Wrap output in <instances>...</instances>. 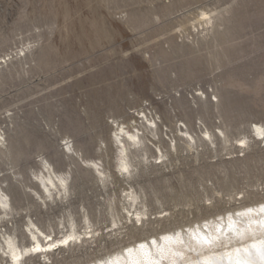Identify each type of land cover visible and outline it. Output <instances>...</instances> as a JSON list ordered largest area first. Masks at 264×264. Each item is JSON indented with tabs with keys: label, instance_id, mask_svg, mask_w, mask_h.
Here are the masks:
<instances>
[{
	"label": "rangeland",
	"instance_id": "rangeland-1",
	"mask_svg": "<svg viewBox=\"0 0 264 264\" xmlns=\"http://www.w3.org/2000/svg\"><path fill=\"white\" fill-rule=\"evenodd\" d=\"M135 120L124 171L115 121ZM259 124L264 0H0V264L29 229L80 239L20 264H102L264 203Z\"/></svg>",
	"mask_w": 264,
	"mask_h": 264
},
{
	"label": "bare ground",
	"instance_id": "bare-ground-1",
	"mask_svg": "<svg viewBox=\"0 0 264 264\" xmlns=\"http://www.w3.org/2000/svg\"><path fill=\"white\" fill-rule=\"evenodd\" d=\"M199 15L203 20L205 19L206 23L208 22L212 27L214 26V16L206 12H201ZM208 24L206 27L212 28ZM136 118L137 120L145 119L149 126L157 127L154 117L148 116L144 111H139ZM115 123L114 137L119 150V161L121 169L127 171L129 168L127 162L128 148L129 146H138L143 142L144 137H141L143 133L141 135L138 133L139 129H136V132L134 131L137 127L136 120L133 124L117 121ZM251 127L256 136H260L264 140V124ZM183 129H180V133L189 141L196 142L200 140L191 133L187 126ZM219 132L220 135L223 134V131L219 130ZM202 133L204 139L205 137H212L208 130ZM245 140L243 138L242 143ZM0 147H6L5 139L1 134ZM73 151L76 152L74 149ZM51 173L56 174L53 169ZM51 173L48 170V175L42 177L46 189L49 187L57 188ZM58 181L62 183L64 181L63 177H59ZM128 196L132 197V194L129 193ZM7 198V194L1 193L0 205L7 206L9 204ZM29 231L33 241L31 248H20L16 246L12 237H4L2 244L4 243L5 246H1V249L2 255L8 259L7 264H20V260L24 255H27V257L29 254L45 255L56 248H64L66 245L69 247L72 242H77L80 239V234L75 233L63 237L62 240H49V237L46 236L47 242L42 244L39 235L30 229ZM204 237L210 239L212 243H204ZM262 242H264V203L242 208L218 220L189 228L185 234L178 231L175 234H164L159 239L152 238L150 242H140L102 264H238V262L239 264H264V259L257 251L264 248ZM224 245L229 246L223 247ZM252 245L256 247L253 248Z\"/></svg>",
	"mask_w": 264,
	"mask_h": 264
},
{
	"label": "snow or ice",
	"instance_id": "snow-or-ice-1",
	"mask_svg": "<svg viewBox=\"0 0 264 264\" xmlns=\"http://www.w3.org/2000/svg\"><path fill=\"white\" fill-rule=\"evenodd\" d=\"M203 241L206 244L212 243V241L210 239H208L207 237H204L203 238ZM262 243H264V242H262ZM141 247H143V245H141ZM252 247L255 248L256 246L255 245H252ZM257 251H258L259 255L261 256V258L264 259V248H260ZM238 264H239V262H238Z\"/></svg>",
	"mask_w": 264,
	"mask_h": 264
}]
</instances>
